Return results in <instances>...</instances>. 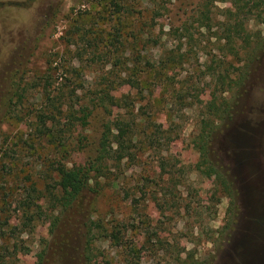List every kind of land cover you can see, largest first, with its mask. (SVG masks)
Instances as JSON below:
<instances>
[{
    "label": "rangeland",
    "instance_id": "obj_1",
    "mask_svg": "<svg viewBox=\"0 0 264 264\" xmlns=\"http://www.w3.org/2000/svg\"><path fill=\"white\" fill-rule=\"evenodd\" d=\"M233 1L0 0V264H237L231 256L240 246H264V229L254 236L245 231L264 227V156L253 146L260 135L234 131L249 94L264 100V92L233 88L225 94L234 119L221 125L214 144L235 141L246 159L217 158L236 189L234 199L223 194L216 171L195 169L191 143L212 98L214 81L205 67L211 55L221 59V42L211 33ZM205 2L215 25L210 31L195 22ZM185 22L187 36L178 42L173 29ZM249 27L261 28L252 22ZM224 52L226 62L239 65ZM136 57L139 63L125 65ZM169 59L174 62L165 64L161 80L147 78V99L154 105L135 104L138 112L153 113L147 126L158 143L137 151L135 161L110 162L99 192L86 190L66 210H53L39 196L54 185L52 161L85 164L102 123L134 96L133 89L118 86L120 70L159 68ZM263 78L264 53L250 65L246 83ZM106 82L117 87L109 97L110 114L95 108L84 126L75 122L66 136L57 132L64 126L58 107L65 103L78 112ZM56 95V106L49 107L48 97ZM49 111L52 133L40 122ZM259 118L264 128V116ZM90 218L118 230V241L94 229L87 246Z\"/></svg>",
    "mask_w": 264,
    "mask_h": 264
},
{
    "label": "trees",
    "instance_id": "obj_2",
    "mask_svg": "<svg viewBox=\"0 0 264 264\" xmlns=\"http://www.w3.org/2000/svg\"><path fill=\"white\" fill-rule=\"evenodd\" d=\"M113 5L119 8L118 3L113 2ZM232 5L233 10H227L225 21H218L216 31L211 33L216 40L221 42L219 47L221 59L211 55V62L205 67L204 74L214 81L211 91L212 98L208 106L201 111L196 125V132L191 137L192 146L197 152L195 169L201 173L216 171L219 174V187H221L223 194L231 200L234 199L237 192L227 172L223 171L222 166L219 165L218 162L220 161L217 158L220 154L225 158L229 157V159L236 156V162H243L246 159L244 157L240 158L242 156L236 148L237 144L235 141H232L235 143L230 141L223 143L220 147L217 146L219 152L215 153L217 147H215L214 142L216 135L221 130V125L234 119L231 101L225 94L230 93L233 88H244V92L248 93L250 88L256 87L260 92H264V78L257 80L259 78L257 77L253 82L246 83L250 65L254 61L259 60L264 53V0H234ZM210 12L211 9L208 6V2L202 4L197 15L198 21H195L198 27H203L210 31L215 26L214 22L211 21ZM251 22L255 27L260 26L261 28H250ZM147 23L148 21H143L144 26ZM173 31L174 35L178 36L177 41L181 42V39L187 36V23H183L180 27L173 29ZM178 49L180 50V47ZM224 50L228 51L231 58L239 65L235 66L226 62ZM140 61L141 58L136 57L134 61L130 60L129 62L128 60L125 62V65L127 66L128 63L136 65ZM173 62L174 59H169L167 63H162L159 68L149 64L136 72L130 67L120 70L118 86L123 85L133 89L134 96L125 102L118 103L116 105L118 108L116 115L108 117L102 123L94 154L85 164L68 165L65 162L52 161L51 166L56 173L54 185L47 189L44 195L41 194L39 196L40 198L45 197L49 204L54 206L53 210L57 207L66 210L86 190L99 192L100 186L98 184H101L100 179L103 178L105 180L108 178L107 169H110L111 163L113 166H119L126 159L135 161L138 154L137 151H142L146 144L153 147L155 143H158V135L152 128L147 126L153 122L150 119L153 113L138 112V109H135V104L146 100V104L154 105L153 99H147L146 92L151 93L150 88L147 86V78L152 77L155 80L160 78L161 80L163 76L162 69L165 64ZM112 65L113 67L116 66V61ZM17 85H19V82H17ZM116 89L117 87L113 88L106 82L100 89H96L93 92L95 96L90 98L86 104L78 105V112L63 103L58 107H61V110H58L64 118V126L59 127L57 132L66 136V133L70 131V126H73L75 122L84 126L95 108H102L106 114H110L111 104L109 97L111 92ZM75 92L76 89H72V94L68 95V98L75 96ZM61 96L64 100L68 99L66 98L67 96ZM59 98L60 95H56L55 98L49 96L48 106L55 107L54 99L58 100ZM243 114L244 120L238 123L234 131L240 135L241 133H249L248 135L251 136L259 132L260 138L258 139H261V142L259 140L257 145L253 142V146L259 148L264 156V128L261 123L262 119L259 118V115L264 116V100L261 98L252 100L249 94L248 104H244L241 111V115ZM40 122L42 126L47 124L44 128L47 132L52 133L51 126L53 127L55 123V117L51 111L45 118L40 119ZM94 229L101 236H113L116 241L119 239L118 230H109L90 218L84 232L87 246L94 238ZM85 250L87 255L91 252L89 247H85Z\"/></svg>",
    "mask_w": 264,
    "mask_h": 264
},
{
    "label": "water",
    "instance_id": "obj_3",
    "mask_svg": "<svg viewBox=\"0 0 264 264\" xmlns=\"http://www.w3.org/2000/svg\"><path fill=\"white\" fill-rule=\"evenodd\" d=\"M240 158H243V156ZM261 211L264 212V210ZM259 214L262 215L261 212ZM243 250L245 264H264V246H258L255 242L250 241L243 246Z\"/></svg>",
    "mask_w": 264,
    "mask_h": 264
},
{
    "label": "flooded vegetation",
    "instance_id": "obj_4",
    "mask_svg": "<svg viewBox=\"0 0 264 264\" xmlns=\"http://www.w3.org/2000/svg\"><path fill=\"white\" fill-rule=\"evenodd\" d=\"M8 3H10V2H8ZM3 5H4V3L0 2V6H3ZM16 5H22V4L17 3ZM262 229H264V227L249 226V227H246L245 231L246 230L249 231V234H253V236H254L255 234L259 233L260 230H262ZM253 236H251V237L253 238ZM237 250H238L237 253H235L234 256H231V257H233V260H235V262L237 264H245L243 246H240V248Z\"/></svg>",
    "mask_w": 264,
    "mask_h": 264
}]
</instances>
